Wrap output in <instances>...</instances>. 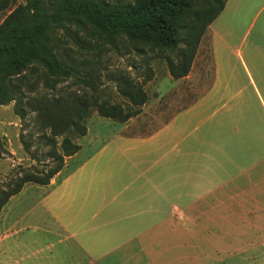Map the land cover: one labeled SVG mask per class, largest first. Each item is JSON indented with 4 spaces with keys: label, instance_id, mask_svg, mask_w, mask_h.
I'll return each mask as SVG.
<instances>
[{
    "label": "crops",
    "instance_id": "1",
    "mask_svg": "<svg viewBox=\"0 0 264 264\" xmlns=\"http://www.w3.org/2000/svg\"><path fill=\"white\" fill-rule=\"evenodd\" d=\"M249 84L216 80L149 132L120 122L72 174L77 153L67 157L36 203L10 197L0 264H264V192L227 189L258 186L264 165V99ZM199 229L206 237L193 240ZM154 232L187 239H147Z\"/></svg>",
    "mask_w": 264,
    "mask_h": 264
},
{
    "label": "trees",
    "instance_id": "2",
    "mask_svg": "<svg viewBox=\"0 0 264 264\" xmlns=\"http://www.w3.org/2000/svg\"><path fill=\"white\" fill-rule=\"evenodd\" d=\"M15 2L0 0V12L9 10L0 24V106L14 102L22 118L30 111L37 113L50 131L48 155L56 165L48 172L38 168L25 173L12 188L0 191V211L26 183L47 185L64 168L65 158L81 149L71 135L87 134L86 121L94 110L122 123L140 112L102 100L96 73L100 61L86 60L83 71L74 59H63L58 30L90 27L111 46L125 39L138 49L174 53L168 65L172 77L179 79L189 74L205 33L227 4V0H23L14 7ZM38 68L43 70V88L52 91V96L37 92L36 84L30 82L29 70ZM70 79L74 84L84 82L85 87L58 94V85ZM119 86L133 107L147 103L142 84L126 76ZM59 137H63L61 150Z\"/></svg>",
    "mask_w": 264,
    "mask_h": 264
},
{
    "label": "rangeland",
    "instance_id": "3",
    "mask_svg": "<svg viewBox=\"0 0 264 264\" xmlns=\"http://www.w3.org/2000/svg\"><path fill=\"white\" fill-rule=\"evenodd\" d=\"M19 3H23V0H16L14 7ZM227 3V8L225 7L226 9L215 20L219 28H223L222 33L217 34L212 30L205 33L192 68L185 78L175 79L170 73L168 57L174 58V53L151 51L148 48L138 49L128 44L125 39H119L118 45L111 46L105 44L90 27L78 30L76 26H70L68 30L65 28L58 30L57 36L61 39L60 55L66 61L74 59L80 63L79 67L83 71L87 68L83 63L86 60L100 61L96 73L99 77L97 86L100 88L102 100H107L111 104L121 103L126 111L133 108L140 110L138 115L131 118V124L126 129L128 133L152 131L182 105L202 94L206 87L216 80L239 82L244 87L252 88L249 83L253 79L260 90L261 98L264 99V72H259L264 71V40H259L260 34L264 31V0H227ZM8 13L9 10L0 12V24ZM252 47L256 49L255 56H251ZM42 73L43 70L40 68L29 70L30 82L36 84L37 92L44 91L45 94L52 96V91L43 88ZM126 76L133 82L142 84L148 96L145 105L133 107L129 99L119 92V83ZM75 82L76 84L72 79L61 82L57 93L65 94L70 88L79 91L85 87L84 82ZM260 107H264L261 99ZM15 108L14 102L0 106V191L12 188L17 178L25 173L34 172L38 168L48 172L56 165V160L48 155L52 147L46 136L50 131L44 128L37 113L30 111L22 118L16 114ZM259 120L260 122L264 120L261 115ZM86 125L88 132L85 136L71 135L73 140L80 144L81 149L70 161L69 169L77 167L123 126L120 122L103 117L97 110L87 118ZM62 141L63 137L57 139L59 150ZM259 171L258 186L250 184L249 179L243 178L229 186L228 191L264 192V165ZM259 171L254 172V180ZM39 185L28 182L23 186L20 192L31 196L26 197L22 203L30 206L38 201L42 193L38 190ZM197 219L199 223L203 221L201 216H197L195 220ZM206 235L199 229L191 238L202 241ZM147 239L187 238L177 233L154 232L153 236Z\"/></svg>",
    "mask_w": 264,
    "mask_h": 264
}]
</instances>
